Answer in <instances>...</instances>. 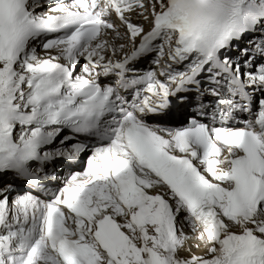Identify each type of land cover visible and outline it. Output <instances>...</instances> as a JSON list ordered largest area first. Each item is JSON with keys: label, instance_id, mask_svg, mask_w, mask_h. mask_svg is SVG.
Wrapping results in <instances>:
<instances>
[{"label": "snow or ice", "instance_id": "1", "mask_svg": "<svg viewBox=\"0 0 264 264\" xmlns=\"http://www.w3.org/2000/svg\"><path fill=\"white\" fill-rule=\"evenodd\" d=\"M0 264H264V0H0Z\"/></svg>", "mask_w": 264, "mask_h": 264}, {"label": "bare ground", "instance_id": "2", "mask_svg": "<svg viewBox=\"0 0 264 264\" xmlns=\"http://www.w3.org/2000/svg\"><path fill=\"white\" fill-rule=\"evenodd\" d=\"M194 251H195V249H194Z\"/></svg>", "mask_w": 264, "mask_h": 264}]
</instances>
